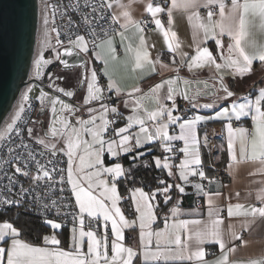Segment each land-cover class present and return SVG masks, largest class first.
<instances>
[{
	"label": "snow or ice",
	"instance_id": "1",
	"mask_svg": "<svg viewBox=\"0 0 264 264\" xmlns=\"http://www.w3.org/2000/svg\"><path fill=\"white\" fill-rule=\"evenodd\" d=\"M201 4L206 8V17H202L196 9L201 7ZM112 4H102L100 10L106 8L110 9ZM54 7L46 5V9ZM120 7H124L120 5ZM174 8H182L188 12V20L191 24L193 19L196 23L193 27L198 31H203L204 41L209 38H215V43L219 49L223 48L222 41L219 37L227 35L229 38L228 55L222 56L223 63H218L217 58L213 55L208 47H202L200 44L195 46V54L190 59L185 61L181 59L180 66L185 63L188 70L191 72L195 69H202L208 67L214 68V78L218 77V84L213 85L216 91H222L224 95L215 96V92L211 93L215 99L211 103L199 104L197 97L208 94L204 89H197L191 96L184 92L182 98L186 100L193 109L205 108L213 109L219 100H227L235 96L224 83L220 72L223 69H231L233 75L250 74L254 61L264 63V44H257V41L251 37V29L255 28L260 33L264 34V0H230V5L225 3V0H172L171 5L161 7L160 4L154 3V0H148L145 7V12L151 14L153 22L157 28L162 32L167 48L176 52L179 49V43L176 42V33L171 30L172 10ZM218 10V11H217ZM97 9L93 7L92 12L95 13ZM167 11L168 14V29L165 30L161 20L157 18V14ZM55 13H53L54 15ZM214 16L216 17L214 19ZM124 19V23L120 27L127 30L129 26H134L140 33L143 28L139 21L132 19L130 13L125 10L118 15L113 14L111 20L113 23H118L120 18ZM85 24H91L88 15L83 17ZM43 23L45 25V47H52L50 38L48 37L47 25L49 23L48 13L45 11ZM51 31L56 32L55 28ZM123 38V32L117 33ZM94 35V33H93ZM107 35V33H105ZM196 32L193 33V40L195 42ZM99 47L100 45L95 44ZM101 44H107L110 48L112 39L101 41ZM63 46L64 51L71 55L73 46L79 48L81 52H88V45L83 35H76L75 39L69 38L68 44L63 45L60 35L57 32L55 39L56 48ZM255 49L253 53H249L247 48ZM113 53L112 59L116 60L115 49L111 48ZM134 52V63L132 70L143 69L146 65H151V72H156V64H159L162 69H167L168 65L162 63L158 56L155 61L150 58V54L145 47L143 35L139 38V45L134 50L131 45L127 50ZM235 54V56L233 55ZM188 54L184 53L183 57ZM54 59L68 67L67 61L61 59L57 52ZM51 59L45 60L41 54L37 60L34 61L36 75H40L42 65L51 63ZM107 64V61H105ZM173 63L175 61L173 60ZM171 71L175 75L168 79H162L161 82L156 83L148 93L135 97L133 105V115L128 116L127 123L124 127L118 128L114 132L117 139L105 140L104 135L108 130V126L114 121L108 119L109 112L118 114V108L109 107L101 103V111L99 113L100 124H97V115L95 110L88 108L89 118L87 120L77 119L74 126L69 120L64 118V113L68 115L73 114L76 109L70 104L65 103L58 96L49 97L48 93L41 91L40 99L42 102L46 97L50 99L52 104V111H57L56 105L60 104L59 117H56L49 125L45 136L62 137L64 146L60 151L65 152L68 157L67 161V184L70 185L71 195L75 198V208L78 212L72 215L73 226L71 228L70 243L67 249L61 247V241L57 235L43 236V246H34L19 239V231L12 223L4 221L0 222V242L4 246H0V264H136V261H141V264H152V262L164 260H189L196 261V264H208L204 260L205 250L203 244L216 243L221 249V256L212 262V264H233L230 261L229 254L235 251V247L226 248L222 239L220 224L222 220L219 217V211L213 205L210 198V193L204 191L202 183H195L192 186L198 193H203L207 198L209 221L204 223L201 220H183L178 219L179 209L174 206L170 211L172 213V223L169 224L166 218L165 227L157 231H151L152 222L156 219L154 212V205L151 203L155 199L157 193L164 196V202L168 203L171 197L169 192L175 188L179 194L185 192L184 185L188 184L189 177L199 176L202 179H208L209 183L214 182V178L209 179L203 170V163L199 149V140L197 137V126L202 122L211 120H228L224 125L227 129V152L229 157V172L234 164L243 160L258 161L262 167L258 171L264 172V87L258 89V94L255 99H250L248 96H243V102L237 103L233 100L228 107H221L212 116H204L194 114L186 119H182L180 115H174L173 111L177 108L176 97L181 95V89L188 85L189 81L179 75L180 67L172 68ZM108 74L107 72L105 73ZM80 82H86L87 94L84 97V104L88 105L92 101H102L104 99L102 93L104 89L97 83L96 71L91 72V77H83ZM197 83H204L207 87V81H197ZM167 86V93L163 94L161 89ZM109 90H115L117 96L122 92L118 86L112 82L109 77ZM58 92L63 93L66 97H72L74 92L57 88ZM139 87L133 88L128 94L130 97L133 93H139ZM29 100L27 92L22 94V101L14 114L11 116V122L6 124V127L0 132V139H4L8 133L16 131L19 133V128L14 127L17 121L22 120V113L25 112V102ZM165 101H171V107ZM125 107H128V101H124ZM144 109L140 112V109ZM250 116L252 121V128L233 127L232 119L240 121L242 117ZM166 117V119H165ZM182 121V122H181ZM151 124V127H149ZM178 124L180 132L179 135H170L169 128L171 125ZM54 125H59L56 127ZM138 126V132L130 134L133 126ZM33 129H28V134L31 136ZM85 136L91 137V142L84 139ZM134 140V145L130 141ZM159 141L163 152H174L175 149L171 145L172 141H183V147L178 151L183 153V158L180 164L175 166L179 172V179L183 184H168L164 180H159L158 186L152 193H146L142 188L132 190L133 204L135 207L136 218L129 221L123 214L118 202L121 197L118 194L117 183L120 177L126 176V172L120 163H114L111 166H106L103 159L105 152V145H107V152L112 156H119L120 153H128L133 147L141 148L145 144ZM206 142V141H205ZM39 144L46 148L55 149L56 145L46 143L45 139H39ZM237 144L239 159L237 158ZM66 149V151H65ZM82 149L81 151H77ZM151 151V149H149ZM55 155V152H53ZM142 156L143 153H138ZM31 156V153H29ZM19 159V157H17ZM135 159V158H133ZM156 167L168 169V175L173 176L176 173L172 171L170 158L164 157L163 164L160 157L153 158ZM37 167L42 175L32 177L34 181L41 180L45 177L50 178L49 172L45 170L44 166ZM17 173L22 172L20 167H16ZM63 173L64 169H60ZM25 176L28 172L24 171ZM75 177V178H74ZM107 177V178H104ZM111 181V183H109ZM65 178L60 176V183L63 184ZM26 191V190H24ZM63 191V189H61ZM217 192L215 195H219ZM138 195V198H137ZM239 195V193H237ZM257 199L264 205V188L257 192ZM0 202L6 204H18L19 201L3 199ZM57 202L52 201L51 206L56 207ZM179 204V201H177ZM69 207L70 205H63ZM48 208L49 205H44ZM233 209H236L234 212ZM228 215H251L253 217L259 216L264 218V206L256 207L250 206L245 209L241 204L231 205L227 207ZM57 215L60 214V209L56 207ZM85 214L89 218V223L93 221L99 224L101 221L107 227L108 222H111V241H109V233L106 231L102 235L98 234V229L93 230L89 227L85 230ZM67 215V213L65 214ZM215 217V218H213ZM44 223L53 230H60L63 227L61 222L54 219L45 218ZM203 224V227L201 225ZM139 227V245L134 249L131 246H126L125 229H135ZM183 235V238H182ZM233 239H241L238 234H232ZM10 240V243H9ZM195 241L196 248L192 249L190 241ZM243 242V241H241ZM86 248V250H85ZM110 253V254H109ZM247 264H264V257L259 259L249 260Z\"/></svg>",
	"mask_w": 264,
	"mask_h": 264
},
{
	"label": "crops",
	"instance_id": "2",
	"mask_svg": "<svg viewBox=\"0 0 264 264\" xmlns=\"http://www.w3.org/2000/svg\"><path fill=\"white\" fill-rule=\"evenodd\" d=\"M148 3V0H114L112 3L113 13L118 15L122 11L127 10L132 19L135 21H139L140 17L146 14L145 7ZM172 0H164L160 4L161 7H165L171 5ZM226 4L230 5V0H225ZM123 5L124 7H120ZM200 13L202 17H206L207 9L204 8L201 4V7L196 9ZM218 11V10H217ZM149 14V13H148ZM150 15L151 21L154 24V27L149 31H144L142 33L138 32L134 26H129L127 30H124L120 27L121 24L124 23V19L121 17L119 19L118 25L119 28L101 38L96 45H100L99 47L95 46L94 49V57L99 63V70L102 76L103 81L105 82V92L103 91V97L105 93L109 94V99L111 104L116 103L119 107L120 120L118 121V128L124 127L127 123V117L130 116L131 111L133 109V105L135 103L134 97H129L127 99L129 106L125 107L124 99L121 96H125L129 94L133 88L139 87L140 90H144L147 88L149 83L161 82L162 78L168 79L169 77L175 75L171 71L172 68L180 67L179 75L184 79L188 80L189 83L180 91L187 92L189 96H191L197 89H204L206 93L205 95H201L197 97L199 104L211 103L215 99V96H222L224 93L222 91H216L215 88L209 89V86L212 85L211 82L215 80L214 78V68L210 69L208 67L202 69H195L193 71H189L186 63L183 66H180L181 59L184 58L185 61L190 59L192 55L195 54V46L200 44L202 47H208L210 51H212L213 55L217 58L218 63H223L224 61L221 59L222 56L226 57L228 55V44L229 38L227 35L223 37H219L222 41L223 48L219 49L215 43V38H209L207 41H204V33L203 31L196 30L193 25L196 23L195 19H193L192 23H189L188 20V12H186L182 8H174L172 10V20L173 23L171 25V30L176 33V42L179 43V49L176 52H172L167 48L165 39L163 37L162 32L157 28L155 23L153 22V18ZM162 15H165V19L162 18ZM157 18L161 20V23L165 30L168 29V14L167 11L163 13L157 14ZM216 17L214 16V19ZM123 32V38L121 35L117 33ZM196 32L195 42L193 40V33ZM143 35L145 47L150 54V58L155 61L159 56L162 63L168 65L167 69H162L159 64H156V72H151V65H146L142 70L136 69L132 70V65L134 63V52H128L129 45H131L132 49H136L139 45V38ZM109 37L112 39L111 48L115 49V55L118 59H112V51L111 48L107 44H101V41L107 40ZM257 41V44H264V34L257 31L255 28L251 29V37ZM247 51L251 54L255 51V49L248 47ZM187 53L188 56L185 58L183 54ZM235 56V54H233ZM173 60L175 63H173ZM107 61V64L105 63ZM91 66V62L89 61V67ZM264 67V63L257 61L253 62L252 71L256 69H260ZM251 71V72H252ZM108 73L107 75L105 73ZM246 75V74H245ZM244 75V76H245ZM220 76L231 80L232 84L235 83L233 80H244V76L233 75L231 69H223L220 72ZM109 77H111L112 82L115 83L120 89H122L119 97L115 90H109ZM260 79L261 82H258L250 92V88L253 83ZM197 81H207L206 88L204 83H197ZM225 82V81H224ZM155 83V84H156ZM154 84V85H155ZM226 84V82H225ZM153 85V86H154ZM215 85V84H214ZM228 85V84H226ZM264 87V71L258 75L248 86H245L244 89H239L238 93L235 94L234 97L228 98L226 101L222 100L220 103H216L213 109H205L202 107L193 109L191 105L185 100L186 103H182L181 100H184L182 96L177 95L176 103L177 108L173 111L174 115H180L182 119H186L194 114H200L204 116H212L216 111H219L221 107H228L231 105L233 100H236L237 103L243 102L241 99H238L243 96H248L250 99H255V96L258 94V89ZM236 88V83H235ZM151 89V88H150ZM148 89L146 92H149ZM237 89V88H236ZM232 91V90H231ZM161 92L163 94L167 93V86L165 85ZM215 92V96L211 93ZM236 92V91H233ZM242 92V93H239ZM134 94V93H133ZM118 98V99H117ZM121 98V99H119ZM105 100V98L103 99ZM169 107H171V101H165ZM107 103V102H106ZM107 103V104H109ZM140 112H143L144 109H140ZM166 119V117H165ZM235 118L233 117V122ZM182 122V121H181ZM228 120H211L207 122H202L197 126V137L199 140V149L201 153V159L203 165H205V173L209 179L214 178L212 176V171L208 168L207 164L209 163L211 158H215L218 163L225 164L228 172H229V157L227 152V129L224 127ZM213 123L220 126L224 133V141L218 140L217 142V151L211 152L209 149L208 142L209 140L203 133V125ZM233 124V123H232ZM245 127L248 129L252 128V121L250 116L242 117L240 120V124L236 127ZM151 127V124H149ZM133 128L136 129L134 125ZM131 129L132 132L134 129ZM180 129L178 124L171 125L169 128L170 135H179ZM206 141V142H205ZM180 142V148L183 147V141ZM238 144H237V158L238 155ZM151 149V151H149ZM138 153H143L142 156H139ZM128 155V161L125 164V167L130 171L135 170L140 165H145L148 162H152L155 166L154 157H160L161 163L163 164L164 157L167 156L161 147L159 141H154L148 144H145L143 147L138 148L135 152L125 153ZM135 158V159H133ZM183 158V153L180 152L178 160L173 163L171 160L169 161L171 165H173L172 171L176 173L173 176L168 175V169H162L166 176V182L168 184H183V181L179 179L178 169L175 167L180 164V160ZM105 162L110 164L112 160L108 158V155L105 154ZM262 165L258 161H248L243 160L237 164L233 165L231 170V174L229 172V179L225 183H221L219 180L214 178V182L209 183L207 179V189L205 192L210 193V198L213 202V205L219 211V217L222 220L220 224V230L222 233V239L225 243L226 248L235 247V251L229 254L230 261L233 264H247L249 260L259 259L264 257V218H260L258 215L253 217L251 215H233L229 216L227 207L229 204H241L245 209H248L250 206H254V203H257L256 207L264 206L261 204V201L257 199V192L259 189L264 188V172L258 171ZM158 168V167H157ZM189 183L184 185L185 192L183 194H179L175 188L174 194L169 192L171 200L169 202V207L166 212H163L157 208L158 203L164 202V196L160 193H157L155 199L153 200L154 212L156 213V219L152 222L151 231H157L163 229L165 227V220L167 218L168 223H172V213L171 209L176 206L179 209L178 219L183 220H201L204 223L209 221L208 216V205L206 203V197L203 193H198L196 189L192 186L195 183H201V178L197 176H190ZM134 186L138 188H142L146 190L148 193H152L158 186L162 187V185H155V187L151 189H147L141 180L136 179ZM118 187V185H117ZM172 189V190H173ZM119 190V189H118ZM132 192V191H131ZM219 192V195H215V193ZM239 193V195H237ZM120 194V192H119ZM199 198L202 201L201 205L196 204V199ZM179 201V204H177ZM135 208V207H134ZM126 210V209H125ZM235 212L236 209H233ZM159 213H161V217L159 219ZM135 213V218H136ZM86 216V215H85ZM215 218V217H213ZM0 222H4L0 220ZM203 227V224L201 225ZM110 228V227H109ZM129 230V229H128ZM133 231V234L130 235L129 232L125 235L124 243L126 246H131L134 249L138 248L139 245V227L137 226ZM238 234L241 239H233L232 234ZM52 235V234H51ZM49 235V236H51ZM71 231L68 232V242H70ZM22 241L26 243H30L34 246H43V242L34 243L28 240L23 239L20 235L18 237ZM111 236H109V241ZM183 238V235H182ZM243 241V242H241ZM10 243V240H9ZM191 247L193 250L196 248L195 241H190ZM0 246H4L3 242H0ZM205 250L204 260L208 262V264H212L213 261L217 260L222 252L218 244L216 243H205L202 245ZM213 247L216 249V252H210V248ZM110 254V253H109ZM186 263L192 262L196 264V261L189 260H169V261H156L155 263ZM138 264V260L136 261Z\"/></svg>",
	"mask_w": 264,
	"mask_h": 264
},
{
	"label": "built area",
	"instance_id": "3",
	"mask_svg": "<svg viewBox=\"0 0 264 264\" xmlns=\"http://www.w3.org/2000/svg\"><path fill=\"white\" fill-rule=\"evenodd\" d=\"M114 0H37V13H38V27L40 26V20L44 17L45 11L48 13L49 18V37L55 42L57 32L60 35V39L63 45H67L69 38L75 39L76 35L85 36L88 52L87 59L88 63L91 62L92 70L97 73V83L100 85L105 92V82L102 79L99 70V63L94 57L95 44L103 38L105 33L109 34L116 31L119 28L118 23H113L111 16L114 14L112 7L110 9L100 10L102 4H112ZM164 0H155L154 3H162ZM46 5H52L54 7H49L46 9ZM93 7L97 9L95 13L92 12ZM53 13H55L53 15ZM88 15L91 24H85L83 17ZM165 19V15H162ZM140 25L144 31H149L154 27L151 21L150 15L148 13L140 17ZM37 27V31H38ZM55 28L57 31H51ZM94 33V35H93ZM28 78H31L30 73ZM22 92H20L21 94ZM19 94V96H20ZM18 96V98H19ZM18 98L12 105L11 110L5 115L1 125L0 132L4 130L7 123L11 122V116L17 109ZM105 100H109V94L105 93ZM110 100L107 102L109 103ZM182 103H186L185 100H181ZM37 110V100L30 99L25 103V112L22 113V120L17 121V125L14 127L19 128V133L13 131L8 133L4 139H0V200H15L19 201L18 204H6L0 202V212H6L5 215L9 213H24L30 214L37 218L42 224L45 218L54 219L57 222L63 224L62 228L71 230L73 226L72 215L74 212H78L75 208L74 197L70 192V185L67 184V158L63 152L53 151L49 148L44 147V145L39 144L38 140L29 136L28 129L30 128L31 118L35 115ZM109 120L114 121V123L108 126L107 136L111 139H117L114 136V132L118 126V121L120 120V113L109 114ZM234 126H238L240 121L234 120ZM203 133L209 140L208 145L211 152L217 151L218 140L224 141V133L219 125L208 123L203 125ZM131 134V133H130ZM130 144L134 145V140L130 141ZM171 145L175 149L174 152L166 153L170 160L175 163L180 155L178 149L180 148V142L172 141ZM138 148L133 147L130 152H135ZM55 152V155H53ZM128 152V153H130ZM31 153V156H29ZM125 153H120L117 160L122 164L126 176H123V183L125 186V191L122 194V199L124 202L125 209L135 217V208L133 201L131 199V189L132 186L129 183L130 175L128 174L127 168L123 162V156ZM19 157V159H17ZM37 162L39 165L44 166L45 170L49 172L50 178L45 177L41 180L34 181L32 177L36 175H42L37 167ZM208 168L212 171V176L219 180L221 183H225L229 179V172L223 163H218L215 158H211L207 164ZM16 167H20L22 172L17 173L15 171ZM203 165V170L205 169ZM60 169H64L61 173ZM28 172L25 176L23 172ZM63 175L65 182L60 183V176ZM159 180L165 181V176L158 173L156 175V182ZM201 183L204 186V190L207 189V179L201 178ZM63 189V191H61ZM26 190V191H24ZM56 201V207L60 209V214L57 215L56 207L51 206V202ZM196 204L201 205V199H196ZM44 205H49L45 208ZM63 205H70L69 207H64ZM254 206L257 203L253 204ZM8 212V214H7ZM67 213V215H65ZM3 221L12 222V219L5 216ZM91 227L93 230H100L101 222L97 224L96 222L89 223V218L85 216V230ZM109 227H107V232L110 236ZM210 252H216V249L211 247ZM138 264L141 261L138 260ZM155 264H193L192 262L186 263H155Z\"/></svg>",
	"mask_w": 264,
	"mask_h": 264
},
{
	"label": "water",
	"instance_id": "4",
	"mask_svg": "<svg viewBox=\"0 0 264 264\" xmlns=\"http://www.w3.org/2000/svg\"><path fill=\"white\" fill-rule=\"evenodd\" d=\"M37 24V0H0V125L27 83L36 82L43 89L50 90L37 78H28L36 45ZM57 52L61 59L68 63V67H65L60 60L54 59L62 69L79 67L81 70L80 81L83 77L88 76L89 63L85 53L74 46L71 55L64 51L63 46L59 47L55 54ZM85 88L86 82H79L74 91V95L80 94V101L76 98L63 96L57 91H52L51 94L66 99L75 109L82 108L83 112L80 114L82 116L86 112V107L109 101H92L85 105L84 102H81L84 98ZM76 112L71 114V121H74ZM65 113L67 114V112Z\"/></svg>",
	"mask_w": 264,
	"mask_h": 264
},
{
	"label": "rangeland",
	"instance_id": "5",
	"mask_svg": "<svg viewBox=\"0 0 264 264\" xmlns=\"http://www.w3.org/2000/svg\"><path fill=\"white\" fill-rule=\"evenodd\" d=\"M155 1V0H154ZM43 20H44V17L43 18H41V20H40V26L38 27V31H37V36H36V45H35V50H34V55H33V62H32V67H31V70H30V75H31V77H33L34 75L36 76V78H41V74L43 73V71H44V67H45V65H42V67H41V69H40V75L39 76H37L36 75V69H35V66H34V61L35 60H37L38 58H39V56L42 54L43 55V58L45 59V60H49V59H51V61H53V59L51 58V56H50V54H48V55H46V53H50L49 52V50L52 48V47H45L44 46V41H45V39H46V37H45V35H44V33H45V25H44V23H43ZM47 29H48V37H49V33H50V31H49V27H48V25H47ZM50 38V37H49ZM50 43H51V45L53 46V40L50 38ZM79 49V48H78ZM84 53V52H83ZM86 55H87V53H85ZM89 73H88V78H90L91 77V72L93 71L92 70V68H91V66L89 67ZM264 71V67L263 68H260V69H256V70H254V71H252L250 74H246L245 76H244V80H242V81H240V80H238V79H236V80H233L232 79V81H234L235 83H236V88H235V84L233 83L232 84V82H231V80H229V79H227V78H224V81L226 82V84H228L227 86H228V88L230 89V90H232V91H236V92H234L235 94H237L238 92V90L239 89H244L245 88V86H248V85H250V83L258 76V75H260L262 72ZM223 81V82H224ZM224 82V83H225ZM62 84H65V86H67V85H70L69 83H67V82H62ZM100 86V85H99ZM101 87V86H100ZM153 87V86H152ZM63 89H65V90H71V91H73L72 90V88L70 87V88H67V87H63ZM41 88L37 85V84H35V83H27L24 87H23V89L20 91V92H22L21 94H20V96H19V98H18V105H17V108H18V106H19V104L21 103V101H22V94H24L25 92H27V94H28V96H29V100L30 99H36L37 97H39V94H40V92H41ZM61 93V92H60ZM183 93L184 92H182L181 91V95L180 96H182L183 95ZM240 93V92H239ZM62 95H63V93H61ZM87 94V84H86V88H85V91H84V97H85V95ZM188 94V93H187ZM102 95H103V93H102ZM189 95V94H188ZM64 96V95H63ZM61 100H63L65 103H68V104H70L66 99H64V98H61V97H59ZM68 98H71V97H68ZM77 99H79V101H80V94L78 93V98ZM224 101V100H223ZM40 102H41V100H40ZM81 102H84V98H83V100L81 101ZM93 102H99V101H93ZM220 102H222V100H219L218 102H217V104L218 103H220ZM25 103H27V102H25ZM103 104H106V105H108L109 107H113V106H115V107H117L118 108V112L119 113H121L120 111V109H119V107L116 105V103H113V104H111V103H109V104H107V103H103ZM71 105V104H70ZM100 105L101 104H97V105H91V106H89V107H91L92 109H94L95 110V112H94V114L95 115H97V121H96V123L97 124H100V120H99V113H100V111H101V108H100ZM72 106V105H71ZM53 107V106H52ZM56 109H57V111L55 112V113H53V111H52V109H51V116H50V123L52 122V121H54V119L56 118V117H59L60 115H61V113H60V104H57L56 106ZM89 107H86L85 109H86V112L83 114V116L82 115H80L82 112H83V109L82 108H80V109H78V115H76V118L74 119V121H71V117H72V115H68V114H66V113H64V118L65 119H67V120H69L74 126H76V127H79V125H77L75 122H76V120L77 119H84V120H87L88 118H89V112H88V108ZM120 110V111H119ZM14 114V113H13ZM109 114H110V112H109ZM109 114H108V117H109ZM130 115H133V110L131 111V114ZM50 123H49V125H50ZM54 126H56V127H59V125H54ZM136 126V125H135ZM117 128H118V126H117ZM134 130L132 131V132H130L131 134H135L136 132H138V126H136V129L135 128H133ZM107 133V132H106ZM84 139H87V140H89L90 142H91V137L90 136H85L84 137ZM104 139L105 140H110L111 138H109L108 136H107V134H105L104 135ZM52 144H55L56 145V148L55 149H51V148H49L50 150H53V151H60V149L61 148H63V147H65L64 146V140H63V138L62 137H57L56 139H55V141H54V143H52ZM107 145H105V152H104V154H103V159L105 158V154H107L108 155V158L110 159V160H112V162L110 163V164H107L108 162H105V159H104V163H105V165L106 166H111L112 164H114V163H119L118 162V160H117V156H112L111 154H109L108 152H107ZM82 149H78L77 151H81ZM65 151H66V149H65ZM60 152H62V151H60ZM64 154H65V152H63ZM66 158H67V161H68V157L66 156ZM68 166V165H67ZM75 178V177H74ZM104 178H107V177H104ZM120 178H122V177H120ZM120 178L118 179V181L120 180ZM109 183H111V181H109ZM117 185H118V183H117ZM118 188V187H117ZM136 188H138V187H136V186H132V189L131 190H134V189H136ZM143 191L144 192H146V193H148L146 190H144L143 189ZM171 193H173L174 192V189L173 190H171L170 191ZM118 194H119V190H118ZM174 194V193H173ZM131 195H132V192H131ZM171 195V194H170ZM169 195V196H170ZM119 196L121 197V200L118 202V206L121 208V210H122V212H123V214L125 215V217L129 220V221H132V220H134L135 219V217L132 215V214H130L127 210H125V207H124V202H123V199H122V194H119ZM172 196V195H171ZM74 197V196H73ZM137 198H138V195H137ZM74 201H75V198H74ZM133 201V200H132ZM151 203H153V200L151 201ZM86 215V214H85ZM107 227H110L109 229V231L111 232V222H108V224H107ZM107 227H105L104 226V223L101 221V227H100V230L98 231V234H100V235H102L104 232H106L107 231ZM129 232V234L130 235H132L133 234V231H131L130 229L128 230V229H125L124 230V234L125 235H127V233ZM110 240H111V238H110ZM69 243L70 242H68L67 244H66V246L65 247H63L64 249H67L68 247H69ZM85 250H86V248H85Z\"/></svg>",
	"mask_w": 264,
	"mask_h": 264
},
{
	"label": "trees",
	"instance_id": "6",
	"mask_svg": "<svg viewBox=\"0 0 264 264\" xmlns=\"http://www.w3.org/2000/svg\"><path fill=\"white\" fill-rule=\"evenodd\" d=\"M165 77H163L162 79H164ZM258 82H261V80L257 79L253 83L252 87L249 90L250 92L252 91L253 87ZM155 83H156V81L149 83L147 88L140 91L139 93L132 94L131 97L135 98L137 96L144 95V94L148 93L146 91L148 89L152 88V86ZM240 93H242V92H240ZM129 97L130 96L128 94L125 96H121V98L124 100H127ZM121 98H119V99H121ZM127 161H128V155L124 154V156H123L124 164H126ZM127 171H128V174L130 175L129 183L131 186H133L136 179H138V180H141V182H143V185L147 189H151V188L155 187V185H157L156 175L158 173L165 176L164 171L157 168L152 162H148L145 165H140L139 167H137L133 171H130V169L129 170L127 169ZM165 180H166V176H165ZM118 189H119L120 194H123L125 191V186H124L122 178H120V180L118 181ZM168 207H169V202L168 203L161 202V203H158V206H157V208L163 212H166L168 210ZM5 213L6 212H2V213L0 212V220H3L5 218V216L10 217L12 219L11 223L13 224V226L15 228H17V230L20 233V236L25 240H28V241L34 242V243H41V242H43V240H42L43 236L55 234V235H57V238L61 241V245H60L61 247H65L66 244L68 243V230L65 228H62L60 230H53L49 226L42 224L37 218H35L34 216H32L30 214H24V213H11L10 214L9 213V215H5ZM7 214H8V212H7ZM161 215L162 214L159 213V219H160Z\"/></svg>",
	"mask_w": 264,
	"mask_h": 264
},
{
	"label": "flooded vegetation",
	"instance_id": "7",
	"mask_svg": "<svg viewBox=\"0 0 264 264\" xmlns=\"http://www.w3.org/2000/svg\"><path fill=\"white\" fill-rule=\"evenodd\" d=\"M54 47L55 45L53 44L52 48L49 50L50 53H46V55L50 54L53 61L45 65L44 71L40 75L41 78L39 79L37 78L40 82H42L47 87H49L50 90L45 89V88L43 89L36 82H30V83L37 84L42 89L41 91L49 94V97L58 96L56 94H51L52 91L56 92L57 88H63V87L70 88L71 87L74 92L77 86L79 85V82L81 79V70L79 67H73L71 69H62L60 67V64H58V62L54 60V57L56 56L55 54L56 51H53ZM57 49L58 48H56V50ZM33 78H36V76L34 75ZM62 82H67L70 85L65 86V84H62ZM211 84L212 85L209 86V89H213V85L218 84V77H216L215 80L211 82ZM206 88H208V86ZM71 98L77 99L78 93H76L74 97H71ZM36 100H37V110H36L35 115L31 118V124H30V128L33 129V133L31 136L36 140L45 139L46 143L52 144L54 143L57 137H51L50 135L45 136V133L48 131V128H49L52 104L48 97H46L43 102L42 101L40 102V99H38V97L36 98ZM76 111L77 112L74 114V118H76V115H78V109H76Z\"/></svg>",
	"mask_w": 264,
	"mask_h": 264
},
{
	"label": "clouds",
	"instance_id": "8",
	"mask_svg": "<svg viewBox=\"0 0 264 264\" xmlns=\"http://www.w3.org/2000/svg\"><path fill=\"white\" fill-rule=\"evenodd\" d=\"M110 100V99H109Z\"/></svg>",
	"mask_w": 264,
	"mask_h": 264
}]
</instances>
